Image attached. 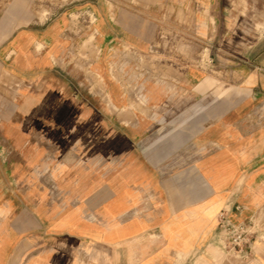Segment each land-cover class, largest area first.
I'll use <instances>...</instances> for the list:
<instances>
[{
    "label": "crops",
    "instance_id": "0c3cea01",
    "mask_svg": "<svg viewBox=\"0 0 264 264\" xmlns=\"http://www.w3.org/2000/svg\"><path fill=\"white\" fill-rule=\"evenodd\" d=\"M219 3L0 0V264H187L222 212L264 264V55L214 64Z\"/></svg>",
    "mask_w": 264,
    "mask_h": 264
},
{
    "label": "rangeland",
    "instance_id": "374dc122",
    "mask_svg": "<svg viewBox=\"0 0 264 264\" xmlns=\"http://www.w3.org/2000/svg\"><path fill=\"white\" fill-rule=\"evenodd\" d=\"M219 1L214 14L213 10L209 12V17L215 19L216 39L211 50L214 64L221 67L224 56L239 62L264 55V0ZM164 32L170 30L166 28ZM209 54L207 50L201 51L200 58L207 59ZM225 256L226 251L216 247L207 255L197 254L187 264H219Z\"/></svg>",
    "mask_w": 264,
    "mask_h": 264
},
{
    "label": "built area",
    "instance_id": "2783aa9c",
    "mask_svg": "<svg viewBox=\"0 0 264 264\" xmlns=\"http://www.w3.org/2000/svg\"><path fill=\"white\" fill-rule=\"evenodd\" d=\"M218 221L219 227L225 234L224 239L220 243V247L228 255L238 258L247 257L255 236L254 220L250 219L247 222L233 223L222 212Z\"/></svg>",
    "mask_w": 264,
    "mask_h": 264
},
{
    "label": "bare ground",
    "instance_id": "6f19581e",
    "mask_svg": "<svg viewBox=\"0 0 264 264\" xmlns=\"http://www.w3.org/2000/svg\"><path fill=\"white\" fill-rule=\"evenodd\" d=\"M77 222H79V221H77ZM82 222V221H81Z\"/></svg>",
    "mask_w": 264,
    "mask_h": 264
}]
</instances>
